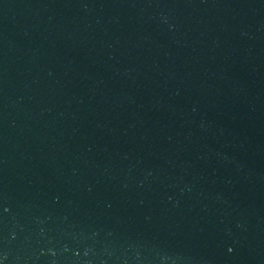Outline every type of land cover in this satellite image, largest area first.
<instances>
[{
  "label": "water",
  "instance_id": "water-1",
  "mask_svg": "<svg viewBox=\"0 0 264 264\" xmlns=\"http://www.w3.org/2000/svg\"><path fill=\"white\" fill-rule=\"evenodd\" d=\"M0 264H264V0H0Z\"/></svg>",
  "mask_w": 264,
  "mask_h": 264
}]
</instances>
